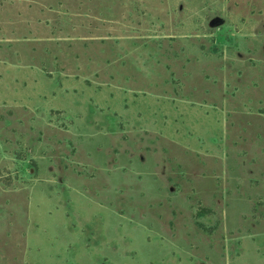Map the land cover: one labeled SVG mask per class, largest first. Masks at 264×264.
<instances>
[{"label": "rangeland", "instance_id": "obj_1", "mask_svg": "<svg viewBox=\"0 0 264 264\" xmlns=\"http://www.w3.org/2000/svg\"><path fill=\"white\" fill-rule=\"evenodd\" d=\"M0 264H264V0H0Z\"/></svg>", "mask_w": 264, "mask_h": 264}]
</instances>
